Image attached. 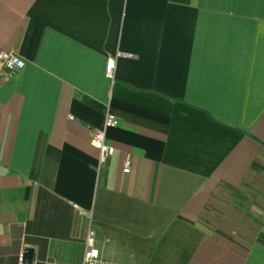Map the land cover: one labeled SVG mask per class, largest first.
<instances>
[{"label": "crops", "instance_id": "obj_1", "mask_svg": "<svg viewBox=\"0 0 264 264\" xmlns=\"http://www.w3.org/2000/svg\"><path fill=\"white\" fill-rule=\"evenodd\" d=\"M0 52L26 62L0 82V264H81L89 229L113 264H264V0H0Z\"/></svg>", "mask_w": 264, "mask_h": 264}, {"label": "built area", "instance_id": "obj_2", "mask_svg": "<svg viewBox=\"0 0 264 264\" xmlns=\"http://www.w3.org/2000/svg\"><path fill=\"white\" fill-rule=\"evenodd\" d=\"M116 60L111 59L107 65V76L114 78ZM26 67V62L13 52H0V82L12 78ZM76 121L74 117L70 118ZM120 125V119L112 114H108L104 126L97 129L92 134V143L98 149L100 164L112 157L116 149L107 142V131ZM132 170V158L128 155L125 159L124 173H130ZM78 208L77 205H74ZM23 261V258H21ZM52 264V263H48ZM81 264H113L102 260L100 250L96 245V237L91 229L88 230L85 243L84 254Z\"/></svg>", "mask_w": 264, "mask_h": 264}, {"label": "rangeland", "instance_id": "obj_3", "mask_svg": "<svg viewBox=\"0 0 264 264\" xmlns=\"http://www.w3.org/2000/svg\"><path fill=\"white\" fill-rule=\"evenodd\" d=\"M220 224H223L225 227L232 225L233 227H231V226L230 227L235 230V233H239V231L241 229L240 225L234 224L232 221H230V218L227 215H224L222 217V221Z\"/></svg>", "mask_w": 264, "mask_h": 264}, {"label": "water", "instance_id": "obj_4", "mask_svg": "<svg viewBox=\"0 0 264 264\" xmlns=\"http://www.w3.org/2000/svg\"><path fill=\"white\" fill-rule=\"evenodd\" d=\"M33 256H34V250L31 248H27L25 250V253L23 255V263L32 264L33 262Z\"/></svg>", "mask_w": 264, "mask_h": 264}]
</instances>
